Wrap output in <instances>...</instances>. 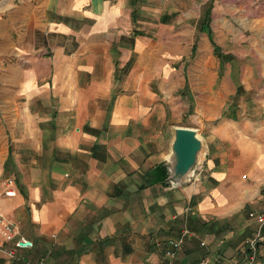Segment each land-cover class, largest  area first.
<instances>
[{
  "label": "crops",
  "instance_id": "obj_1",
  "mask_svg": "<svg viewBox=\"0 0 264 264\" xmlns=\"http://www.w3.org/2000/svg\"><path fill=\"white\" fill-rule=\"evenodd\" d=\"M245 1L199 7L195 28L223 64L247 58L229 47L244 31L264 45V0ZM187 4L0 0V214L16 226L15 240L33 242L14 248L0 233V264H169V242L182 236L174 264H244L253 240L264 261V116L242 117L223 96L196 179L175 189L152 180L176 125L178 108L165 96L184 82L164 68L165 44L143 30L178 28L169 15L196 13L197 0ZM218 76L235 96L253 86L242 79L228 90L229 77H264V68ZM7 178L13 196L4 194Z\"/></svg>",
  "mask_w": 264,
  "mask_h": 264
},
{
  "label": "rangeland",
  "instance_id": "obj_2",
  "mask_svg": "<svg viewBox=\"0 0 264 264\" xmlns=\"http://www.w3.org/2000/svg\"><path fill=\"white\" fill-rule=\"evenodd\" d=\"M178 1L179 8L186 10L188 5L187 0ZM243 1L244 3L246 2L245 0ZM204 2L205 0H197L196 13L194 14L179 11L171 16L169 15L174 21L180 19L181 22L177 25L178 28L169 29L165 26L162 30H143L144 33L147 31V35L153 37L156 42H163L165 44L163 46L165 48L164 68H175L178 70L180 80L184 82V87L181 88L180 92L174 94L173 97L165 96V100L168 101L165 106H169L168 103L172 100V103H176L175 107L178 108L177 116L173 118L174 121L172 120V123H176L177 126L198 128L203 138L207 134L211 126L210 123L214 120V116L220 113V108L224 104L223 96H229L228 102L229 104L232 103L231 108L234 107L236 110L234 112L240 114L242 117L264 116V103H262L264 101L260 99L264 95V77H229L226 83L228 90H232L236 85L242 84V79L244 85L253 86V89L249 93L242 88L240 89V93L242 94L234 96L226 93L225 89L221 86V78L218 76L222 68L223 70H227L250 67L256 71L262 70L264 68V61L258 57L259 52L264 51V45L253 41L251 31H244V36L241 40L239 39V43L233 42L229 47L234 51L236 56L237 54H245L247 58L225 64H223V61L220 62L219 57L213 50L212 43L207 40V36L203 38L202 35H199L200 30L195 28L196 24L198 26L204 20V14L199 12V7L203 9ZM150 4L151 0H149V8H151ZM246 4L249 5L248 2ZM164 9L166 10V5ZM151 15L149 13V21L151 20ZM220 17L219 13L216 14L217 20H220ZM230 19L232 24L236 25L235 16ZM245 21H248V18H245ZM172 32L178 33L179 37L171 40L170 35ZM204 32L207 35V31ZM171 47H173L174 53H171ZM176 47L179 50L178 55L175 53ZM252 57L255 58L253 59ZM133 61L131 65H133ZM170 88L171 86L168 84V89L170 90ZM259 91L261 93L257 95ZM205 106H207V109H210L207 111L212 112L210 115L207 114V117L203 115ZM167 134L166 131L164 153L169 150L167 147L170 137Z\"/></svg>",
  "mask_w": 264,
  "mask_h": 264
},
{
  "label": "water",
  "instance_id": "obj_3",
  "mask_svg": "<svg viewBox=\"0 0 264 264\" xmlns=\"http://www.w3.org/2000/svg\"><path fill=\"white\" fill-rule=\"evenodd\" d=\"M171 132L170 151L151 174L155 183L175 189L196 179L206 160L207 145L198 128L174 125Z\"/></svg>",
  "mask_w": 264,
  "mask_h": 264
},
{
  "label": "built area",
  "instance_id": "obj_4",
  "mask_svg": "<svg viewBox=\"0 0 264 264\" xmlns=\"http://www.w3.org/2000/svg\"><path fill=\"white\" fill-rule=\"evenodd\" d=\"M15 179L7 178L3 181L4 194L6 196H13L16 194L15 188ZM260 222L264 221V216L260 215L257 217ZM0 233L4 236L6 240H15L16 237V226L8 220L4 215L0 214ZM184 242V236L180 237L177 240H171L169 248L166 250V256L169 258V264H174L175 259L177 258L178 251L181 245ZM33 246V242L26 240L24 238H19L14 241V248H30ZM257 247L258 240H253L251 242V254L248 257V260L244 264H264V261H257ZM2 246H0V250ZM11 255H14V250H9ZM38 264H45L44 261L39 262Z\"/></svg>",
  "mask_w": 264,
  "mask_h": 264
},
{
  "label": "trees",
  "instance_id": "obj_5",
  "mask_svg": "<svg viewBox=\"0 0 264 264\" xmlns=\"http://www.w3.org/2000/svg\"><path fill=\"white\" fill-rule=\"evenodd\" d=\"M218 49H217V46H215V51H217ZM123 73V72H122ZM119 75V72H118V68H117V74H116V79H120L121 77L120 76H118Z\"/></svg>",
  "mask_w": 264,
  "mask_h": 264
}]
</instances>
